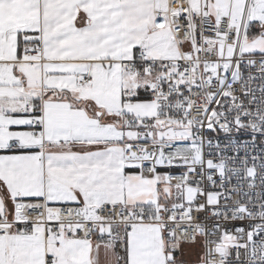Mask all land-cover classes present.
Returning a JSON list of instances; mask_svg holds the SVG:
<instances>
[{
  "label": "snow or ice",
  "instance_id": "snow-or-ice-1",
  "mask_svg": "<svg viewBox=\"0 0 264 264\" xmlns=\"http://www.w3.org/2000/svg\"><path fill=\"white\" fill-rule=\"evenodd\" d=\"M264 264V0H0V264Z\"/></svg>",
  "mask_w": 264,
  "mask_h": 264
},
{
  "label": "crops",
  "instance_id": "crops-1",
  "mask_svg": "<svg viewBox=\"0 0 264 264\" xmlns=\"http://www.w3.org/2000/svg\"><path fill=\"white\" fill-rule=\"evenodd\" d=\"M100 260H101V264H106V258L104 256V253L103 252H101Z\"/></svg>",
  "mask_w": 264,
  "mask_h": 264
}]
</instances>
